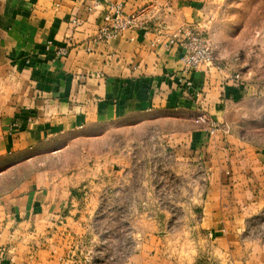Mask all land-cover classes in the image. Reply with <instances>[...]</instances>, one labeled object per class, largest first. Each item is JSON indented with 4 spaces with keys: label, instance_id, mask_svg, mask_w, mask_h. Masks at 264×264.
I'll return each instance as SVG.
<instances>
[{
    "label": "crops",
    "instance_id": "0c3cea01",
    "mask_svg": "<svg viewBox=\"0 0 264 264\" xmlns=\"http://www.w3.org/2000/svg\"><path fill=\"white\" fill-rule=\"evenodd\" d=\"M224 1L0 0V154L35 164L0 196V264H264V148L226 121L223 70L185 71L173 39ZM112 5L137 23L95 40ZM115 130L144 133L91 155Z\"/></svg>",
    "mask_w": 264,
    "mask_h": 264
},
{
    "label": "rangeland",
    "instance_id": "374dc122",
    "mask_svg": "<svg viewBox=\"0 0 264 264\" xmlns=\"http://www.w3.org/2000/svg\"><path fill=\"white\" fill-rule=\"evenodd\" d=\"M203 35L209 40L214 51V64L223 70L224 80L232 86L226 121L232 127L233 133L264 148V0H225L218 17L212 21V30ZM203 114L206 113L199 114L196 122L206 123L211 130L210 119H199ZM143 133L128 130L110 131L98 139L99 142L91 143L88 149L94 156L101 150L112 152L115 149L112 144L106 147L102 145L116 137H121L123 141L134 134ZM95 139L93 137L90 140ZM16 160L8 154H0V196L35 170L34 163H18ZM113 215L112 212L102 214L99 225L95 214L91 219L88 217V220H91L88 244L90 250L95 251L97 247L100 251L104 250V247L111 249V244H101L100 235L107 238L112 232L113 227L106 226V223H112ZM86 256L76 258L75 261L77 264H102L105 261L103 258L92 257L91 253Z\"/></svg>",
    "mask_w": 264,
    "mask_h": 264
},
{
    "label": "built area",
    "instance_id": "2783aa9c",
    "mask_svg": "<svg viewBox=\"0 0 264 264\" xmlns=\"http://www.w3.org/2000/svg\"><path fill=\"white\" fill-rule=\"evenodd\" d=\"M104 24L100 28L95 40H107L117 37L125 29L130 28L137 23L135 15L125 14L118 5H112L104 16ZM173 39L180 42L184 51L182 60L184 69L187 72L197 70L202 65L214 64L215 54L209 40L195 27L185 26L175 32ZM67 54L66 48L57 51L58 56ZM202 121L209 120L206 114L199 116ZM212 127V132H214Z\"/></svg>",
    "mask_w": 264,
    "mask_h": 264
},
{
    "label": "trees",
    "instance_id": "16d2710c",
    "mask_svg": "<svg viewBox=\"0 0 264 264\" xmlns=\"http://www.w3.org/2000/svg\"><path fill=\"white\" fill-rule=\"evenodd\" d=\"M22 179H23V178H22ZM22 179H20L16 184H18ZM16 184H15V185H16ZM15 185H14V186H15Z\"/></svg>",
    "mask_w": 264,
    "mask_h": 264
}]
</instances>
